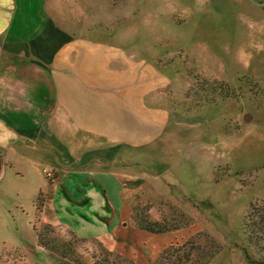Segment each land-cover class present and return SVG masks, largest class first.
I'll return each instance as SVG.
<instances>
[{"label":"rangeland","instance_id":"1","mask_svg":"<svg viewBox=\"0 0 264 264\" xmlns=\"http://www.w3.org/2000/svg\"><path fill=\"white\" fill-rule=\"evenodd\" d=\"M83 1L88 14L74 27L77 37L89 33V45L102 51L83 70L110 98L100 116L94 108L88 114V129L72 122L89 147L83 161L76 154L86 148L79 140L71 147L55 128L41 133V149L32 139L22 152L8 149L0 264H67L55 257L64 255L91 264L106 250L151 264L173 234L155 238L140 229L147 221L191 236L192 251L210 264H253L242 246L250 204L264 200V0ZM66 72L84 76L75 62ZM115 96L126 98L142 126L124 125ZM98 159L104 163L83 167ZM95 187L109 193L102 215L89 212ZM113 191L126 202L121 208L132 207L129 217ZM72 232L85 242L68 246ZM44 237L55 256L40 244Z\"/></svg>","mask_w":264,"mask_h":264},{"label":"crops","instance_id":"2","mask_svg":"<svg viewBox=\"0 0 264 264\" xmlns=\"http://www.w3.org/2000/svg\"><path fill=\"white\" fill-rule=\"evenodd\" d=\"M81 5L82 9L73 2L69 5L68 0H0V139L7 147V150L4 146L0 147L3 150L2 174L7 165L8 149L16 144V151L20 149L22 152V144L31 143V139L41 149L43 146L39 143L40 135L44 130H61L71 147H78L79 140L81 147L86 148L87 142L75 136L76 131L71 128L72 122H79L75 125V130L82 129L84 124L85 129H88V114L95 109V114L100 116L99 104L107 105L109 96L100 91L97 86L100 81L89 82V78L85 76L86 71L83 70L84 64L89 59L98 58L102 51L95 49L98 45H89V33L84 38L77 37L74 27L80 26L88 14L83 0ZM73 62L78 72L82 67L84 76H72L66 72ZM114 99H117V103L113 106L118 107L115 110L126 117L123 123L127 128L142 126L134 109L124 102L125 97L115 96ZM62 107L65 114L61 113ZM107 108L109 107L103 109ZM110 115L111 112L108 116ZM66 117L69 118L68 122ZM114 119L111 117V122ZM93 121L101 129V119L96 117ZM90 123L92 124V120ZM6 141H9L8 145ZM10 141L14 143L11 144ZM88 149L89 147L81 158L76 154L77 160L86 159ZM103 163L98 159L83 167L89 164L100 166ZM108 194V190L103 191L102 188L90 190L88 196L91 197L89 205L92 211L89 212L96 211L102 215V205L103 202L106 205L105 198ZM111 195H117L115 206L118 212L121 210L122 214L126 211L129 217L132 207L121 208L120 204L125 206V200L115 191ZM88 215L92 219L91 214ZM125 220L121 218L122 226ZM130 229L132 232L139 231L134 227ZM148 234L158 238L157 234ZM168 234H174V231L161 235L166 238Z\"/></svg>","mask_w":264,"mask_h":264},{"label":"trees","instance_id":"3","mask_svg":"<svg viewBox=\"0 0 264 264\" xmlns=\"http://www.w3.org/2000/svg\"><path fill=\"white\" fill-rule=\"evenodd\" d=\"M262 200V199H261ZM132 218V217H131ZM140 229L147 230L151 233H160L164 234L169 232L170 229L161 225V223H149L141 226ZM245 233L247 235V242L242 246V251L244 256L247 258V261L253 264H264V254H260L258 259L254 258L250 253V247H257L259 251L264 252V200L258 201L255 200L250 204L246 222H245ZM191 236L187 239L182 235L180 230L174 232V234L167 240L165 245H163L161 253L157 256V258L150 261L151 264H210L208 260H206L205 254L200 251H192L194 244L191 243ZM86 239H82L78 237L75 232H72L71 239L68 241V246L76 245L77 241L85 242ZM163 242L162 240L160 243ZM53 243V244H52ZM40 244L51 252V255L55 256L56 251H58L57 246H55L53 240L47 241L44 237L40 239ZM189 249H188V245ZM62 249V247H61ZM106 256L104 259H99V262L96 259L91 262V264H134V261L129 256L124 255L119 259L120 254L114 256L112 251L106 250ZM127 253V252H126ZM116 254V253H115ZM122 254V253H121ZM65 256V255H64ZM64 256L62 258L66 259ZM58 260L63 261L67 264H81L79 263V259L76 262L68 261V259H60L58 256H55ZM111 257V258H110ZM103 262V263H101ZM89 263V262H87Z\"/></svg>","mask_w":264,"mask_h":264},{"label":"water","instance_id":"4","mask_svg":"<svg viewBox=\"0 0 264 264\" xmlns=\"http://www.w3.org/2000/svg\"><path fill=\"white\" fill-rule=\"evenodd\" d=\"M3 169H4L3 150L0 148V176L2 175Z\"/></svg>","mask_w":264,"mask_h":264}]
</instances>
